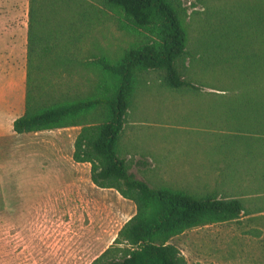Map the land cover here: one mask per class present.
I'll use <instances>...</instances> for the list:
<instances>
[{
  "label": "rangeland",
  "instance_id": "obj_1",
  "mask_svg": "<svg viewBox=\"0 0 264 264\" xmlns=\"http://www.w3.org/2000/svg\"><path fill=\"white\" fill-rule=\"evenodd\" d=\"M79 1L92 4L95 20L76 28L69 76L61 69L52 75L54 94L68 93L72 99L85 94L96 78L88 65L92 59L115 61L147 37L119 10L99 0ZM170 1L189 37L190 55L177 61V69L199 90H172L163 72L141 74L120 136V155L129 172L151 187L242 197L243 190L236 187L243 182L235 180L242 177V165L219 161L215 140L219 129L226 128L213 122L211 110L231 101L235 92L218 69L192 64L190 56L202 52L195 50L208 41L205 32L230 31L231 25L246 28V16L236 13L243 0ZM27 10L28 0H0V214L28 218L0 220V264H91L135 214V206L114 190L95 187L90 166L73 162L70 151L79 128L12 132L13 121L24 112ZM67 18L65 11L59 12L61 27ZM225 85L228 89L220 91ZM39 135L57 140L62 152L56 171L43 174L52 175L45 181L39 180L37 165L46 161V137ZM249 229L240 217L188 230L169 243L186 264H264V232Z\"/></svg>",
  "mask_w": 264,
  "mask_h": 264
},
{
  "label": "trees",
  "instance_id": "obj_2",
  "mask_svg": "<svg viewBox=\"0 0 264 264\" xmlns=\"http://www.w3.org/2000/svg\"><path fill=\"white\" fill-rule=\"evenodd\" d=\"M99 2L119 10L147 37L115 61L92 59L88 65L96 78L85 94L72 99L68 93L54 94L52 75L61 69L69 76L76 28L94 19L93 6L79 0H28L24 112L13 121L12 132L79 128L73 162L90 166L95 187L114 190L134 204L135 214L91 264H186L169 241L194 228L239 219L243 201L211 192L198 196L151 187L129 172L119 140L141 74L163 72L168 88L199 90L177 69V61L190 55L188 33L170 0ZM239 7L236 13L246 16V28L231 25L230 31H207L202 36L208 41L195 50L202 52L190 56L192 64L203 62L218 69L235 92L231 101L211 107L213 122L226 128L219 129L215 150L219 161L229 164V160L231 167L243 164L245 151L258 144L259 137L264 142V0H243ZM60 11L68 15L62 27L57 20Z\"/></svg>",
  "mask_w": 264,
  "mask_h": 264
},
{
  "label": "crops",
  "instance_id": "obj_3",
  "mask_svg": "<svg viewBox=\"0 0 264 264\" xmlns=\"http://www.w3.org/2000/svg\"><path fill=\"white\" fill-rule=\"evenodd\" d=\"M60 130V129H59ZM52 133L53 131H43L34 134ZM38 136V135H37ZM43 138L44 135H39ZM258 144H254L250 151H245L244 160L242 164V177H237L235 180L242 181L243 195L239 197L243 201L244 212L240 216L241 220L249 223V230H256L264 232V142L261 137ZM75 137L72 141L74 144ZM43 147L45 149L46 161L37 165L40 168L41 178L39 180L45 181L49 178L43 174H52L59 166L61 158V150L58 141L55 139L43 140ZM72 154L73 152L70 151ZM72 158V156H71ZM75 163V162H74ZM88 165V164H87ZM239 174V173H238ZM242 179V180H241ZM42 215H40L41 218ZM28 219L25 214H0V220L11 221L12 219ZM39 220V219H38Z\"/></svg>",
  "mask_w": 264,
  "mask_h": 264
}]
</instances>
